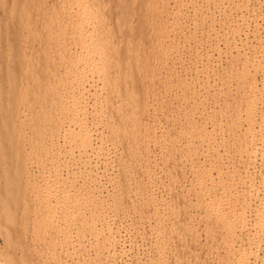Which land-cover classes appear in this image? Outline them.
Returning <instances> with one entry per match:
<instances>
[{
  "label": "bare ground",
  "instance_id": "bare-ground-1",
  "mask_svg": "<svg viewBox=\"0 0 264 264\" xmlns=\"http://www.w3.org/2000/svg\"><path fill=\"white\" fill-rule=\"evenodd\" d=\"M115 1H118L114 4L116 7L111 4L113 0H35L34 7L36 9L32 12L29 5L30 0H0V9L5 10L10 7L18 9L15 13L10 10V14H14L12 16L13 27L10 35H8L12 36L11 42L6 40V38L0 39V81L1 83L5 82L4 84L9 86L12 93L19 92V94H13L14 96L11 97L7 94V98L2 96L0 104V190H3V192H0V231L3 227L7 230L2 234L0 233L4 237L2 239L4 240V247L1 248H5V251L0 253V257L2 255L3 257L6 256L5 259H11L13 264H30L28 259L26 260L25 258L28 254H25V257L21 258L22 260H15L13 239L25 234L23 229L22 232L24 233H19L21 228H24L25 231H30V228H32V235L33 231L36 230L35 233L37 235L34 233V236H37L35 237L36 239H38V236L52 235L49 236L51 239L47 237L52 243V239L55 238L57 240V237L59 238V233L62 239L65 236L64 230H70L71 227L76 225L74 221V226H71L73 223L71 219H74V213L71 215V211L78 206L65 200V208H63L64 210L62 209L63 213L60 214L61 212L58 209L64 206L58 208L60 205L56 203L57 201L54 200L55 202H52L53 200H51L53 199L51 192L54 190L52 189L54 184L51 185V181H49L51 178L49 177L52 176L49 175L47 177V173V175H44V177H47L45 179L42 176L44 173L41 176L36 174L38 178L41 177L40 180L36 178L33 172H22L21 166L7 161L11 157L8 147H13L14 139L16 138L20 142H26L31 145L36 158L39 159L38 163L40 165L44 166L48 163L47 161L53 164L63 160L66 164V161L71 160H66L65 157L62 160L61 157L64 155L62 153H65V150H63L65 146L62 149L64 152L61 151L59 148L60 143L58 142L60 137L57 136L58 128H62L63 133L68 136L69 143L74 146L69 148V150L72 148L73 150L75 148L77 150L78 148H83L81 149L85 153H81V155H84L83 157H86L89 153L91 154L90 149H98L100 147L101 150L107 139H100L102 135H99L101 140L99 143L98 141H93L95 139L92 140V130L89 127L92 124L89 125L86 116L88 113L92 114L93 112L86 113L85 110L87 109H83L84 105H82L81 113L79 112L80 115H76L75 112L79 113L74 107L81 101L77 97L80 99L86 96L87 98L86 94L89 93L96 97L98 91L105 90L104 99L98 102L97 98H94L95 100L93 101L95 102L93 105L96 104L95 106H97V112L95 113H97L96 115H98L101 123L106 122V131L108 130L109 134H107V142H111L113 149H117V151L120 148L118 153L115 152L116 154L114 155L120 159L123 173L130 172L135 166H141L143 170H150L149 163L152 161L151 158L159 156V153L156 152V155L151 147L153 143L156 145V142L160 141L161 145H163V147L161 146V151L157 148L158 152L160 151V156L172 158L173 154H176L186 160L185 165L182 167L188 168L189 173L197 175V178H195L197 179L196 184L200 187V190H198L200 192L204 190L205 188L202 189L204 185L207 189V195L209 193V197L207 196L209 202H206L208 204L204 205L205 201L203 202V199L206 194L203 193L205 196H202L203 199L201 198L197 202V208L203 214L202 216L207 215V218L205 217L206 220L203 217L199 221L204 227L203 232L207 230L205 232L206 236L209 237L211 235L210 238L213 242L211 251L214 253L217 251L214 258L216 263L264 264V0ZM76 3L78 4L77 11L82 13L79 19H75V16H73L76 11L70 9ZM109 3L111 4L109 9L111 7L113 9V6L115 7L113 16L105 10L106 5L108 4L109 6ZM127 3H131L128 5L129 7L124 6ZM58 6L59 8H57ZM88 8L89 10L100 8L101 12L103 11L102 16L91 28L85 27L87 25L84 24L85 20L82 19V17H86V13L89 11L86 9ZM136 10H141L140 13H142L137 18H146L147 24H135L136 26H134V23H131L132 18L129 17L128 13ZM33 20L36 21V24L31 27ZM120 25L122 26L120 27ZM144 26V34H148L147 37L150 43L147 44L152 47L149 57L146 59L144 57L141 58V55L146 51H143L144 47L147 46L144 45L146 43L143 44L144 34L142 36V28L144 29ZM68 27L72 31L70 36L67 33ZM38 31H42V34L38 35L36 33ZM22 35L23 37L30 36L32 45L30 52L19 46L16 47L13 39L20 38ZM6 43L9 49L8 55L4 51ZM24 44L26 43L24 42ZM78 46H80L79 49L76 48ZM16 50L17 56H14ZM158 60H160V63H158ZM37 63H40V67L35 66ZM147 64H153L151 67L155 68L151 70L154 72L159 66L164 70V79L160 81V83L164 84L162 91L169 100L170 97L172 101L174 100V102L168 101L170 103H168L169 106L167 103V107L164 106L166 107L165 110L169 107L166 114H162L159 111L161 107L158 102L157 104H159L160 108L155 110L154 108L157 107L152 106L150 104L151 101H143L146 98L143 97L144 92H141V94L139 92L140 81L145 77L144 75L148 76L146 72L149 74L148 68L144 72ZM86 67L98 74L96 77L102 82L100 90L97 87V89L93 88V85L87 84L91 79H87L84 71ZM161 67L159 70H162ZM131 72H134V75L131 76ZM151 73L153 74L152 71ZM6 74L8 76H4ZM152 74L151 76H153ZM4 77H6V80ZM151 79L153 80V77ZM149 80H147L148 84L152 81L149 82ZM48 81L52 84L49 85ZM28 82L30 84L36 83L38 87L30 90ZM74 82L78 86H75L77 88V96L72 90L74 89L72 88L74 87L72 86ZM143 82L142 84L146 83ZM157 84L159 85V83ZM149 85L145 87L148 86L149 88ZM153 85L151 86L154 89ZM106 87H108L107 90L105 89ZM150 90L148 91L150 92ZM1 91L2 89L0 93ZM151 91L154 92V90ZM149 92L145 91V94L149 95ZM163 92L162 95H164ZM141 96L143 99H141ZM67 97H70L72 102H67L65 100ZM154 97L156 96L154 95L152 99ZM86 98H84L85 102ZM165 100L167 102L166 98L162 100L164 103H160L164 105ZM23 101L32 102L39 107L30 112L26 121L21 123L19 129H14L12 127V119L8 113L12 107ZM154 101L156 100L154 99ZM150 107L152 108L150 109ZM93 111L96 110L93 109ZM156 111H159L160 113L158 114H162V117L165 118L163 128H161ZM144 115H147V120L144 119ZM142 117L145 121H142ZM26 129L30 130L31 136L28 138L20 137L19 134L21 132L19 131ZM63 137L64 135H62ZM63 140L65 139L63 138ZM64 143L62 144L64 145ZM68 145L70 146V144ZM69 150L66 149L67 152ZM87 151L90 152L86 155ZM14 153L16 158L24 156L23 150H16ZM70 153L72 152L70 151ZM72 155L77 156V154ZM100 155L101 157H106L107 154H99L98 157ZM69 156L67 157L70 158ZM72 157L71 159L73 160L74 157ZM146 160H149V162L147 161V166L144 165ZM180 160L182 161V159ZM89 162H82L84 172L91 178L95 175V181H99L98 185H101L100 182L102 181H100V178L98 181V178H96L99 175L98 171L96 172V169H93ZM141 163L143 164L141 165ZM151 164H153V161ZM86 174L84 175L86 176ZM101 178H103V175ZM53 179L52 177L51 180ZM132 181L134 182L133 185H136L137 181L130 180L131 184ZM70 182L72 187L73 181H69L68 184ZM91 185H93L92 182ZM98 185L94 184L96 197L102 195ZM88 186L86 185L87 188ZM71 187L69 189H76ZM89 187L93 188V186ZM105 187L103 188L105 189ZM92 188L91 190L95 191ZM57 189H55L56 192ZM119 189L121 191V187ZM35 191L39 192L35 193ZM199 193L198 195L201 196V193ZM30 194L34 196L40 194L41 197L40 195L38 197L35 196L36 198L32 199L33 203L30 205L29 202L31 203L32 201L29 199ZM67 196L71 197L69 194ZM120 196L122 197V195ZM149 197L147 198L149 199ZM55 198L58 200L54 196ZM26 203L30 208L28 206L24 208L21 216L17 208ZM97 203L93 206L86 202L85 207H88L87 204H89L97 212L99 208L101 209V205L99 207ZM113 203L115 205L118 204L116 199H113ZM56 205H59L57 209L55 208ZM74 205L76 206L73 207ZM116 207H119V205ZM54 208L56 210H53ZM52 210L57 215H62L64 219L69 220L67 222L61 216L65 223H70V227H68L63 222L65 225H62L64 226L62 229L66 226L63 230L64 235H61L62 232L58 230L55 231L57 225L53 228L55 221L60 219L57 218L59 216L53 214ZM15 216H21L20 219H24V221L15 220ZM53 216L56 220L53 219ZM76 216L78 217V215ZM198 216L200 217V215ZM60 221L59 223L56 222V224L60 225L62 222ZM143 221L142 219L136 220V224L140 226V222ZM173 221L175 222H173L174 224L177 223V220ZM194 221L192 220L191 222L193 223ZM165 222L164 220H158L157 229L160 226L164 234V231L171 227L169 229H173L172 233H174L176 227H173V225L169 226L170 222ZM89 223L88 220H82L81 225L83 228L80 225L81 230L84 232L86 230L90 231L91 226ZM195 223H197V220ZM152 225L155 224L152 223ZM197 225L199 227L200 223ZM197 225H195V228ZM178 227L179 225H177V229ZM58 228L60 229L61 227ZM114 229L116 228L114 227ZM154 229L152 228V230ZM81 230H78V234ZM110 230H112V233ZM110 230L106 228L107 234L110 231V236H106L98 230L101 234L94 235V238H102L105 235L106 238L105 236L102 238L105 239V242H102V240L100 242L110 245L109 251L107 250L108 254L114 253L115 255L116 252L121 257L126 256L129 250L126 251L122 247L123 244H120V240L122 241L123 239H121L122 236L120 237L121 232L113 230L111 227ZM156 230L152 232H156ZM68 231H66V236L70 234L71 230ZM92 231L96 233L97 229L93 228ZM160 231L158 230L159 233H157L160 234ZM85 234H88V232ZM99 234L103 235L100 236ZM169 235H164V238L165 236L170 238ZM34 236H32L33 239H35ZM175 236L177 237L176 234ZM60 238L58 239L59 241L61 240ZM159 238L157 239L158 244L152 243L153 247L165 243L162 238L163 242L161 241V244H159ZM191 238L193 245L194 243L198 244L199 235H196L195 231L192 233ZM40 239L39 242L42 241ZM165 240L167 242L168 239ZM174 240L172 242L175 245L181 238L179 237L177 242ZM60 243H62V240L59 245H61ZM101 243L98 246L96 244L95 248V245H90L93 250H100L104 246ZM118 244L122 246L119 247L117 246ZM42 245H45V243ZM117 247L119 248L116 249ZM65 248L67 251V247ZM62 251L60 254L65 255L66 252ZM153 251L151 248L150 254L134 258V264H168L166 260L168 256L166 257L165 254L167 251L163 252L161 248V250H155L157 252L152 254ZM136 253L138 254V251ZM55 254H52V256ZM145 254L146 252L143 255ZM99 255L103 256L104 254L102 252ZM186 256L189 257V255ZM186 256H184V259H189ZM193 257L191 260H193ZM49 258L47 257L46 262L51 260V257ZM97 259L99 260L98 257ZM178 259H176L177 261L174 260L175 262H172V264L182 262ZM191 260L185 263L191 264ZM41 263L43 262L41 261ZM46 264H50V262Z\"/></svg>",
  "mask_w": 264,
  "mask_h": 264
},
{
  "label": "rangeland",
  "instance_id": "rangeland-1",
  "mask_svg": "<svg viewBox=\"0 0 264 264\" xmlns=\"http://www.w3.org/2000/svg\"><path fill=\"white\" fill-rule=\"evenodd\" d=\"M114 1L115 0H113V2H111L112 5H114V4H116L118 2V1H115V2ZM126 1H128V0H126ZM130 1H132V0H130ZM122 2H124V1H122ZM111 4L109 3V6L107 4L106 7H105V10H107L110 15H112L113 12H115L114 10H115V7H116V5H114L115 7L113 6V9H112V7L109 9V7H110ZM129 4H131V3H129ZM129 4L127 3L125 5L124 4H122V5L129 7L128 6ZM8 5H9V3H8ZM29 5L31 7V11L34 12L35 9H36L34 7L35 6V0H30V4ZM77 5L78 4L76 3V5H73L70 8L72 11L73 10L76 11L73 14V16H75V19H79L80 18V15L82 14V13H80V12L77 11ZM107 6H108V8H107ZM57 8H59V6ZM10 10H11V12L15 13L18 9L17 8H13V7L6 8L5 10L0 9V39H2V38L5 39L6 38V40H8L9 42H11V40H12V36H8V35H10L11 28L13 27V25H12V16L14 15V14H10ZM86 10L88 11L89 8L86 9ZM140 11L141 10H136L134 12H129L128 13L129 17L132 18L131 19L132 20L131 23L132 24L134 23L133 24L134 26H136V25H142V24L143 25L147 24V19L146 18H144V17H143V19L142 18H139V19L137 18V17H140L141 14H142V13H140ZM102 12H101V9L100 8L99 9H95V10H89L86 13V17H82V19L85 20L84 24L87 25L85 27L91 28L92 25H95L96 22L98 21V19L102 16ZM34 24H36V21L35 20L32 21V23H31L30 26L33 27ZM121 26L122 25H120V27ZM144 31H145V26H144V29L142 28V36L144 34ZM71 32L72 31H70V27H68L67 28V33L69 34V36L71 35ZM36 33L38 35H41L42 34V31H38ZM145 34L143 36L144 37L143 44L146 43L144 45L145 46L147 45V46L144 47V45H143V47H144V50L143 51H145V50L146 51H145V53L143 52L145 54V56L143 54V55H141V58L144 57L146 59V58L149 57L148 55H149V52L151 51V48L152 47L149 45L150 44L149 43V40H148L149 38L147 37L148 34L147 35H145ZM13 40L16 43V47L19 46L22 49H26L27 52H30V50L32 48L30 36H24L23 37V35H22L20 38H16V39H13ZM24 42L26 44H24ZM147 43H149V44H147ZM76 48L79 49L80 46H78ZM72 49H73V47H72ZM8 50L9 49H8L7 43H6L5 46H4V51L6 52L7 55L9 53ZM15 55L17 56V50L14 53V56ZM159 61L160 60H158V63H160ZM35 66L40 67V63H37ZM146 66H145L144 72H146L147 71V68H148L150 75L148 74V72H146V74L148 76H150V77L144 75L145 77L143 79H144V82H146L145 84H142L143 79H142V81H140L141 83L138 86V89L140 88L139 92H140V94H141V92H144V94H143L144 96L143 95L142 96L144 98L146 97L145 99H143V97L141 96L142 97L141 99H143V101L144 100L145 101L146 100L151 101L150 104L152 106L157 107V108H154L153 107L155 110L156 109L158 110L160 107L161 108L163 107V109L160 108L161 110L159 109V111H161L162 114H166L169 107L166 110H165V108L167 107V105L169 106L170 103L168 101L171 100V97L169 96L170 97V100H169L168 97L165 95V93L162 91L163 90L162 89L163 88L162 86L164 84L163 83H160V81H162V79H164V75H163L164 70H163V68L161 66H159L158 69L156 68V72H154L153 70H151V69H154L155 68V67H153V68L151 67V66H153V64H151V65L150 64H147ZM160 67H161V69L163 71L162 70H159ZM158 70H159V72H158ZM84 71L86 72L87 79H91L89 81L87 80L89 82V83L87 82V84H90L91 86L93 85L92 86L93 88H96L97 87L98 90H100L101 89L100 87L102 86V84H101L102 82L97 79L96 76L98 74H96L95 72H92L88 67H86V69ZM151 71L153 72V74L151 73ZM161 73H162L163 76L161 75ZM151 74L153 76H151ZM132 75H134V72H131V76ZM4 76H8V74H6ZM152 77H153V80L151 79ZM145 78L146 79L149 78L150 80L147 79V80H149V82L152 80L155 83H153L151 81L149 83L150 84L149 85L148 84V81ZM4 79L6 80V77H4ZM49 81H51V80H49ZM163 82H164V80H163ZM4 83H1V81H0V90L2 89V91L0 93V104H1V97L2 96L5 97V98H7L8 97L7 94H9L10 97L11 96H14L13 94H19V92L12 93L10 91V89H9V86L7 84H4ZM157 83H159V85ZM27 84H30V83L28 82ZM51 84L49 82V85H51ZM153 84H155V85H153ZM143 85H144V89H143ZM146 85H149V88H148V86L145 87ZM151 85L154 86V89H153V87ZM29 86H30V90H34V89H36L38 87V84L32 83ZM72 86H74V87H72V88H74L72 90H74V93L76 94L77 93L76 92L77 91V88L76 87H78V86H77V84L75 82L73 83ZM141 86H142V89H141ZM150 88H151V90H154V92L151 91ZM105 89L107 90L108 87H106ZM147 89L150 90V92ZM141 90H143V91H141ZM145 91L146 92H149V95L147 93L145 94ZM91 92H92V90H91ZM162 92L164 93V95H162ZM25 93H27V92H25ZM105 94H106L105 90H100V92L98 91V94H97L96 97H94L92 94L90 95V93L89 94H86L87 95V98H86V96L85 97H82L80 99H79V97H77L78 100H81V101L78 102V105L75 104L78 107V109H77L76 106L74 107L75 110L78 113L79 112L81 113L80 109L82 110V105H84L83 109H87L88 110V111L85 110L86 113L93 112L92 114L91 113H88V115L86 113H84L85 115H87L86 117H87V120H88L89 125L92 124L89 127L91 128L90 130H92L91 131V133H92L91 134L92 140L95 139L93 141H98V143H99L101 141L100 140L101 138L104 139V140L107 139V140H105L106 141L105 144H103V146L101 147L102 148L101 150H100V147L98 148L99 150L97 148L96 149L95 148L94 149H90L92 156L89 153L90 151H87L86 152V155L89 153V155H87V156L90 159L87 156L86 157H83L84 155H81V153L82 154L84 153V150L83 151L81 150L83 148H78V150H77V148H75L77 151L75 149L73 150V148L69 150V148L74 147V146L72 145V143H69L68 136H67V134H64L63 133V129L62 128H58L57 136L60 137V139H58L59 140L58 142L60 143V147L59 148L61 149V151L65 150V153H67V155H65V153H62V155L63 154L65 155V156L63 155L61 157L62 160H63L64 157H65L66 160H68V159L71 160V161H68V162L66 161V164H65V161L63 160V161H59L60 164L58 162V163H53L54 164L53 165V164H50L49 163L50 161H47L48 162V163H46L47 165L46 164L44 166L43 165H40L38 163L39 159L36 158V155L34 154L31 145L29 143H26V142H20V140H18L16 138L14 139L13 147H8V152H9V155L11 157L9 159H7V161L13 162V163L21 166V171L22 172H26V171L33 172L35 174L36 178H38V176H41L42 173H44L42 175L43 177H44V175H47V173H48V176L47 177H49V175H50V176H52L54 178L53 180H51L52 177H49V178H51V179H49V181H51L50 182L51 185L54 184V185H52V189H54V190L51 192L53 194V197H52L53 199H51V200H53L52 202L57 201L56 203H58L60 205V206L59 205H56V207H55L56 209H57L58 206H59L58 208H60L61 206H64L61 209H58L59 212H61L60 214L63 213L62 212L64 210L63 208H65V205H66L65 200H67V202H72L73 204H77L78 205V206L74 205L73 207L76 206V208H73V211H71V215H72V213H74V215H73L74 219L73 218L71 219V221H73V223H72L71 226H74L73 224H75V223H76V225L74 227H71L70 228L71 231L68 229L70 231V234H67V236H66V231H68V230H66L65 228H66V226L70 227L69 226L70 223H68V224L65 223V221H63L64 217L62 215L61 216L63 217V219H62L61 216L57 215V213H54L55 211H53V210H56L55 208L52 210L53 211V214H55L56 216H59L57 218L62 221L61 222L60 220L54 219V216H53V219L56 220L53 228L56 225H57L56 226L57 228L58 227H61L60 229L59 228L58 229L55 228V231L58 230V231L62 232L61 233V235H62L63 234V230L65 229L64 230L65 236H63L62 239L60 238L62 236H60V233H59V238L62 240V243H60V244L62 246L59 245V242L61 240L59 241L58 240L59 239L58 237H57V240L58 241L55 240V238H54V239H52L53 241L51 243L50 242L51 240H49L47 237L52 236V235H49V236H47V235L38 236V239H36L35 237H37V236H34V233H35L36 230L33 231V235H32V230H33L32 228H30L31 229L30 231H25L24 228H21V231L19 230L20 231L19 233H21L22 232V229H23V231L25 232V234H22L19 238H16L15 237L13 239V244L15 245V250H14L15 260H18L19 261L21 258L25 257V254H28V255H26L25 258H26V260L28 259V261L30 262V264H39V263L40 264H44V263L46 264L48 262H50V264H134L133 261H135V259L137 257L146 256L148 253L150 254L151 253V248H152V251L153 250L154 251L155 250H158L159 251V249L161 250V248H162L163 249V252L164 251L165 252L167 251L165 254H166V257L168 256V258H166L168 264H172V262L174 263L175 262L174 260L178 259V257H180L178 260L182 261V262L179 261L181 264H186L185 262L186 261H189L190 262V260H191V258L193 256L194 257H193V260H191V264L194 261H195V263H193V264H209V263L210 264H217L216 263V259H214L215 258V254L217 253V251L215 253L211 251L212 250L211 248L213 246L212 245V243H213L212 242V239L210 238L211 235L209 237L206 236L205 232L207 230L205 229L206 231L203 232L204 227L202 226L201 222L199 221L200 218H203V217L206 220L207 215L206 216H202L203 214L197 208V202H199L201 200V198L203 199L202 196H205V195H203V193L206 194V196L203 199V202L205 201L204 202V205L205 204H208V203H206L207 201L209 202V200H208L209 199L208 198L209 197V193L207 195V189H206V187H204V185H203V188H202V189L205 188L204 189L205 192H203L204 190H202L201 192L199 191L200 190V187H198V185L196 184L197 183V181H196L197 180L196 179L197 178V175L192 174V173H189L188 170H187L188 168L182 167V166L185 165L186 160H184L183 158L178 157L179 155L177 156L176 154H173L172 158L169 157L171 160L168 157H166V158L164 157L165 158V160H164L163 156H160L161 155L160 154V151H161V149L163 147V145H161L162 143L160 141L159 142H156V145H154L155 143H153V146L154 147L153 146L151 147V149H154V152L155 153L156 152L159 153V156L156 153V155L158 156V159H157V156H154L153 157L155 160L153 158H151L152 161H153V164H151L152 161L149 163L150 164L149 166H150L151 169L148 166V168L150 169L148 171H150L151 173L148 172L145 169L143 170V168L141 166H135L133 168V170H131L130 172L123 173L122 167H121V161H120V159H118L114 155V154H116L115 152L118 153V151H119L120 148L117 151V149H113V144L111 142H107L108 141V138L107 137H108L109 134L107 132L108 130L106 131V129H107L106 122H102L101 123V120L99 119L98 115H96L97 113H95V112H97V106H95L96 104L93 105V103L95 102L93 100H95L97 98V101L98 102H101L104 99V95ZM154 95L156 97H154L152 99V97ZM75 96H77V94ZM84 98H86V102H85ZM166 98H167V102L165 100V104L164 105L161 104L162 102L164 103V101H162V100H164ZM150 99H152V100H150ZM154 99L156 101H154ZM65 100H67V102H72V99L70 97H67ZM152 101H154V103H152ZM157 102L160 104V107L158 106L159 104H157ZM170 102H174V100L173 101L171 100ZM82 103H84V104H82ZM155 103H156L157 106L155 105ZM166 103H167V105H166ZM87 105H89V106H87ZM90 106H91V108H89ZM164 106H166V107H164ZM38 107H39L38 105H34L32 102H28V101H23V102L19 103L18 105L12 107L9 110V113H8V115L12 119V127L14 129H16V128L19 129L21 123L26 121V118L30 114V112H32V110H34V109H38ZM92 107H94L93 109H95L96 111H93ZM151 108L152 107H150V109ZM159 111H156L157 114L160 113ZM80 113L77 114L75 112L76 115H80ZM162 114H158L159 122L161 123V128H163L164 125H165V123H164L165 122V120H164L165 118L162 117ZM82 115H83V113H82ZM146 116L147 115H144V119L145 120L148 119ZM142 119H143V117H142ZM144 119L142 121H145ZM19 132H21L19 134L20 137L28 138L29 136H31L30 130H28V129L22 130V131H19ZM101 132H102V134H100ZM58 134H60V135H58ZM62 135H64L63 138L66 141L63 140ZM99 135H102L103 137L101 136L100 139H99ZM63 142H65L64 145L62 144ZM68 144H70V146ZM66 145H68L69 147L68 146L66 147ZM158 145H160V147L161 146L162 147L160 148V147H158ZM63 146H65V148ZM155 148L156 149L157 148L160 149V151L158 152V149L156 150ZM66 149L69 150L68 151L69 154L66 151ZM16 150H23L24 156L22 158H16V154L14 153ZM79 150H81L82 152L79 151ZM92 150H95V151H92ZM70 151L72 153H70ZM73 152H75V153H73ZM72 154H77V156L78 155L79 156L77 157L76 155H72ZM99 154H103V155H106L107 154L108 156L106 155V157L105 156H102L101 157V155H100V157H98ZM69 155H71L73 157L76 156V157H74V158L72 157L73 158V160H72L71 159V156H69ZM67 156H69L70 158H68ZM80 157H81V159H80ZM86 158L89 159V160H87ZM161 158H163V159H161ZM179 158L182 159V161ZM151 159H149V160H151ZM149 160H146V162H145L144 165L147 166L148 165L147 163L149 162ZM183 161H185V162H183ZM61 162H63V163H61ZM82 162L83 163L84 162H89L91 164L90 166L93 169H96V172L98 171L99 175H97V177H96V178H98L97 181L100 178V181H102V182H100L101 185L103 187L106 186L105 189L101 185H98V182L99 181L98 182L95 181V175H93L92 178H91V176H88L84 172V170H83L84 167H83V163ZM180 162H182V163H180ZM143 163H141V165ZM55 164H57V165H55ZM39 166L42 167V168H40ZM181 167L184 168V169H182ZM97 168H99V169H97ZM101 169H102V171H100ZM101 173L103 175V178H101V176H102ZM84 174H86V176L88 178L89 177L90 178L88 179ZM192 175H195V176H192ZM47 177L45 176L44 178L47 179ZM65 178H66V180H64ZM38 179L41 180V177H39ZM56 179H58V180H56ZM90 180H92V181H90ZM130 180L137 181V183L135 182L136 185H133V183H134L133 181H132V184H131L130 183ZM52 181H54L55 183L54 182L52 183ZM69 181H73L72 187H71V182L69 183L70 185L68 184ZM56 182H58V183H56ZM60 182H61V185H60ZM91 182H92L93 185H91ZM55 184H56V186H57L58 189L56 188ZM94 184H97L98 185V188H99V191L100 190L102 191V195H100L99 197H96V194L94 193V192H96V190L94 188ZM86 185L87 186L88 185L89 186H93V188L92 187H89V186L87 188ZM70 187L71 188L74 187V189L75 188L76 189L75 190L69 189ZM120 187H121V191L119 189ZM91 188L94 189L95 191H92ZM55 189H57V192H56ZM150 189H152V190H150ZM105 190L108 193H106ZM141 190H143V191H141ZM0 192H3V190H0ZM38 192L35 191V193H38ZM199 192L201 193V196L198 195ZM142 193H144V194H142ZM57 194H59V195H57ZM68 194L71 197H68L67 196ZM39 195L40 194H38V196ZM120 195H122V197ZM29 196H30L29 199L31 201L32 199L34 200L36 198L35 196H37V195L34 196L33 194H30ZM54 196L58 198L59 202H58V200H56V198L54 199ZM149 196H151V197H149ZM40 197H41V195H40ZM147 197H149V199ZM113 199L114 200L115 199L117 200V203H118L117 205H115V203H113ZM119 199H120V201H118ZM197 199H198V201H197ZM33 200L31 201V203L29 202L30 205L33 203ZM60 200H63L64 202L63 201L60 202ZM128 201H130V202H128ZM86 202H88L89 204H91L93 206H94V204H96L98 202L97 204L99 205V207L101 205V209L99 208L98 209L99 211L96 212L94 210L95 208L93 206L89 205V204H87L88 207H85L86 206ZM138 202H139V204H138ZM118 205H119V207H116ZM27 206L28 205L26 203L24 205H21L19 208H17V210L21 214V216L23 214V211L22 210H24V208H27ZM122 206H123V209H122ZM120 208H121V211L122 212L120 211ZM155 209L156 210L158 209V210L156 211ZM152 212H155V213H152ZM161 213H163V214H161ZM199 213H201V214H199ZM159 214H160V216H159ZM197 214L200 215V217ZM76 215H78V217ZM154 215H155V217H154ZM21 216L20 217L15 216V220L24 221V219L23 220L20 219ZM75 216H76V218H75ZM140 218L142 220H144L143 221L144 224H143V222H140L141 225L139 226V225L136 224V220H141ZM29 220H31V219H29ZM64 220H66L67 222L69 221L67 219H64ZM82 220H88V222H90L89 223L90 226H91L90 227V231H87L86 230V232H84V231L81 230L83 228V226L81 225V221ZM148 220H149L150 224H148L149 222L147 223ZM158 220H161V221L164 220V222L166 220L167 223L170 222L169 223L170 224L169 226H172L173 225V227H176L175 228L176 231H174V233H172L173 232V229H169L171 227L168 226L169 227L168 230L164 231V234H163V229H160V226H159V229H157L158 228L157 227L158 226L157 225ZM173 220H177V223L174 224L175 222ZM192 220H195V221L192 223L191 222ZM196 220H197V223H195ZM59 221L61 222L60 225L58 224ZM74 221H75V223H74ZM171 221H172V223H171ZM56 222H58V223L56 224ZM63 222L66 224V226H65L64 229H62V227H64L62 225H65ZM151 222L153 224H155V225H152ZM26 223H28V222H26ZM194 223H195V225H197L198 223H200L199 227L197 225V227H196L197 229L195 228ZM19 224H21V223H19ZM192 224L194 226V227L192 226L193 228L191 227ZM80 225L82 226V228H81ZM177 225H179L180 228L178 227V229H177ZM155 226H156V228L154 229ZM79 227H80V229H79ZM108 227H109V229H108ZM110 227L113 230H118L119 232H121L120 233V237L122 236L121 239L122 238L123 239H122V241L120 240V244L122 243L123 246L120 245V244H118L117 246L124 247L126 249V251L129 250L128 253H127L129 256L126 254V256H124V257L122 256L121 257L116 252H115V255H114V253H112V254L109 255L108 252H107V250L109 251L110 245H108L106 243H103L102 244L100 242L101 240H102V242L105 240V239H102V238H104L105 235L106 236H110V231L112 233V230H110ZM114 227L116 229H114ZM120 227H121V229H120ZM91 228L92 229L93 228L94 229H97V232L96 233L93 232ZM106 228H107V230H110L108 232V234H107ZM152 228L154 230H152ZM78 230H81V232L79 233L81 236L78 234V232H79ZM98 230L101 231V233H103L105 235L104 236H102L103 234L100 235L101 233ZM155 230H156V232H152V231H155ZM158 230L159 231L162 230V231H160V234H158L159 233ZM169 230H170V235H169ZM5 231H7V230H6L5 227H3L1 229V231H0V233L2 234ZM91 231L93 232V237H92V232ZM104 231H106V232L104 233ZM190 231H192V232H190ZM194 231L196 232V235H199V238H198V241L199 242L197 241L198 244H195L194 243L195 246L193 245V241H192V238H191L192 237V233ZM24 232H22V233H24ZM82 232H83V234H81ZM87 232H88L89 235L88 234H85ZM98 233H100L99 235L102 236V238L98 236L99 238H96L95 237L96 238L95 239L94 238V235L97 236ZM1 234H0V250H1L0 253H3L5 251V248L3 249L1 247H4V243H3L4 240H2V239H4V237H2ZM121 234H123V235H121ZM154 234H156V235L158 234L157 235L158 238H159V236H162V237L159 238L160 239L159 240L160 241L159 244H161V241L163 240L165 243L164 244L162 243L161 245H165V246H163V247L161 245L160 246H158V245L156 246L155 245L156 247L155 246L154 247L152 246L153 244H158V240H157L158 238ZM166 234H167V236L169 235L170 238H167L166 236L164 238V235H166ZM175 234L177 235V237L175 236ZM171 235L176 238V240H174L175 238L173 237V240L175 242H177L178 241V238L180 237L181 240H179V242L180 241L181 242L180 243L177 242L174 245V242H172L173 240H172V236ZM32 236H34L35 239H33ZM106 236H105V238H106ZM154 236H155V238H154ZM43 237H45V238L43 239ZM39 239L42 240V241H44L45 245H42L44 243H42V241L39 242ZM165 239H168L169 242H168V240L166 242ZM54 240H55V242H54ZM96 240H98L97 242H99V243H97ZM63 241H64V243H63ZM191 241H192V243H191ZM69 242H70V244H69ZM66 243H67V245H66ZM100 243L102 245L106 246V247L103 246V248L100 249V250L94 249L95 251L97 250L96 253H95V251L92 249L93 248L92 246L95 245L94 246V248H95L96 247V244L98 246V244L100 245ZM2 244H3V246H2ZM167 245H168V247L166 248ZM68 246H69V248H68ZM65 247H67V251L65 250L66 249ZM119 247H117L116 249H118ZM158 247H159V249H158ZM104 248H106V249H104ZM164 248H165V250H164ZM62 250H64V253L66 252L65 255L60 254ZM126 251H125V253H126ZM137 251H138V254L136 253ZM154 251L152 252V254L157 252V251H155V252ZM102 252L104 254L103 255L104 257L102 255H99V254H102ZM145 252H146V254L143 255ZM54 253H56V254L52 256V254H54ZM62 253H63V251H62ZM97 253H98L99 256L97 255ZM188 253H190L191 255L188 254ZM212 253H214V254H212ZM95 254L99 258V260L97 259V257H95L96 256ZM178 254H179V256H178ZM136 255H139V256H136ZM183 255L184 256L189 255V257L186 256L189 259H184V256ZM2 257H3V255L0 257V260L2 259V261H0V264L2 262H3L2 264H13V263H11V262H13L11 259H10L11 260L10 261L9 258L5 259L6 256H4L3 258ZM47 257H48V259H50L49 257H51V260H49L48 262H46L47 261ZM173 258H175V259L172 260ZM194 258H195V260H194ZM41 261L43 263H41ZM175 264H177V262ZM187 264H188V262H187Z\"/></svg>",
  "mask_w": 264,
  "mask_h": 264
}]
</instances>
